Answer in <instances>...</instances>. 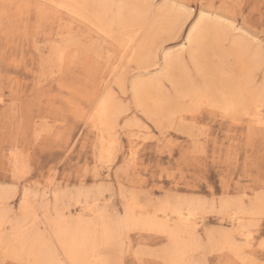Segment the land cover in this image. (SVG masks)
Here are the masks:
<instances>
[{"label":"rangeland","instance_id":"1","mask_svg":"<svg viewBox=\"0 0 264 264\" xmlns=\"http://www.w3.org/2000/svg\"><path fill=\"white\" fill-rule=\"evenodd\" d=\"M144 1L150 3L152 12L166 7L173 10L178 25L186 22L184 32L173 40L158 34L151 50L155 59L146 65L121 59L120 38L118 42L114 39L121 34L118 28L102 35L88 22L51 9L45 0H0V215H4L0 264H35L27 251H21L18 260L12 257L19 249L15 246L13 252L11 248L18 227L25 233L44 235L67 264L51 232L60 215L72 221L102 217L115 222L133 203L160 208L183 200L200 204L196 243L187 262L264 264V124L253 126L251 116L243 111L228 116L191 95L177 93L167 79L162 83L165 98L160 97L167 111L149 118L134 100L132 89L136 82L160 74L165 55L174 57L183 51L187 56V32L202 14L220 19L228 28V38L244 33L254 48L264 52V0ZM185 13L192 18L184 20ZM148 14L149 25L156 17ZM213 43L209 38L202 47L203 74L186 59L188 70L178 76L184 90L204 91L207 82L216 86L242 76L234 65L229 41L217 43L221 48ZM256 77L260 83L263 74ZM213 92L217 94V88ZM109 94L121 113L112 131L110 151L104 156L90 117L98 100ZM262 115L264 123V106ZM224 202L231 203L230 210H219ZM252 205L259 208L251 214L257 216L241 213ZM233 212L242 215L245 230L251 234L248 244L234 234L244 249L239 258L222 242L223 233H234ZM126 235L118 251L100 247L103 264H163L170 247L167 236L138 231Z\"/></svg>","mask_w":264,"mask_h":264},{"label":"bare ground","instance_id":"2","mask_svg":"<svg viewBox=\"0 0 264 264\" xmlns=\"http://www.w3.org/2000/svg\"><path fill=\"white\" fill-rule=\"evenodd\" d=\"M45 2L51 5V9L53 6L59 9L61 12L62 11L67 12V14L68 15L70 14L71 17L73 16L85 22H88V24H90L91 27L96 29L98 32H101L102 35L103 34L108 35L110 33L113 34L114 29L118 28L121 34L119 37H116L115 35L114 39L118 42V39L120 38L121 42L119 41V46L121 48V53H122L121 59H125L128 63H130L132 60L134 61L136 60V62H138L141 65L149 64L151 61H153V59H155L154 54L151 50L154 49L152 48V46L154 44V40L157 39L158 34L159 35L166 34L167 36H170L171 40H173L176 38L178 34L180 33L182 34L184 30L186 29V24H185L186 22H183L182 24H179V25L177 24V20H176L177 17L174 14L173 10L163 7L157 10L156 13L152 12L150 8V3L144 0H45ZM148 12H151L152 14L154 13L156 17L153 23L149 25L146 21V16ZM191 15H192L191 13L186 14V19L184 20L188 21L190 18H192ZM152 18H154L153 15H152ZM179 19L181 20V18ZM77 21L79 22V20ZM195 21L196 22L189 28L187 32V36H186V48L188 49L186 52L187 56H185L183 51L174 57L165 55L163 58L164 60L163 65L160 69V74L158 76L152 77L147 81L136 82L133 85L132 89H133L134 100L136 101L138 106L143 108V112L149 118H153V117L156 118L158 112L160 113V112L167 111L166 107H164L161 103L162 102L161 96L165 98V94L162 93L164 89V86L162 85V83L164 79H167L175 86V91L177 93H181V94L186 93L188 95H191L196 99L197 102H200L203 104L205 103L207 104V106L211 105L214 108L216 107L220 109V111L221 110L224 111V113L227 114L228 116L229 115L235 116V114L241 113L243 111L245 114H249V116H251L250 121L251 123H253L252 124L253 126L262 127L264 124L263 115H262V107L264 106V52L263 50L260 47L254 48L252 45V42L244 33H239V34H234V35L230 34V37L228 38L229 36L228 35L229 33H227L228 28L225 27V24L220 19L215 18L214 20H212L211 18L202 14L200 15L199 19L198 20L196 19ZM111 36L112 35H110V37ZM209 38H212L213 42L216 43V44L213 43V46L214 45L219 46V44L217 43L222 44V42L224 41L226 42L229 41V43L227 44H230L229 49L231 51V56L233 55L237 62L234 65L237 64V68H238L237 71H239V73L242 76L240 78H237L238 80H236L235 77H233L234 78L233 80L232 78L231 79L228 78L227 80L221 82L220 85H218L219 84L218 82V84L216 85L217 87L215 86L214 83L209 84L207 82L204 84V91L193 90V89L186 91L181 85V81L178 76L179 74L180 75L185 74L186 73L185 71L188 70L186 59H188L191 62V64H193L194 68L199 73L201 74L204 73L203 72L204 64L202 65L200 61L202 60L201 55L205 53V51L204 52H201V51H203L202 47L205 41L207 39L209 40ZM89 46L90 45H88V47ZM206 49L208 48H205V50ZM61 51L63 52V50ZM64 53H65V50H64ZM215 54H216V57L219 55L218 53H215ZM227 55L229 54L227 53ZM204 56H207V54L206 55L204 54ZM216 57L214 56V58ZM74 59H76V57ZM223 59L226 60L225 58ZM59 60H60V57H59ZM219 63L220 62L218 61V65L220 66ZM229 63L227 61V66ZM205 64L207 63L205 62ZM219 68H221V66ZM234 68L236 69V67ZM211 69L213 68L211 67ZM219 70H222V68ZM219 72L220 71H218V73ZM221 72L224 73L223 70ZM260 72L261 74H263V78L260 83H257L256 78L258 76L256 77V75L260 74ZM210 74H211V71H210ZM214 75L216 74L214 73ZM213 78L215 80V76ZM187 79H189V77ZM190 81H193V80L191 79ZM212 88L213 89L217 88V91H218L217 94H213L214 92ZM209 94H211L210 97L207 96ZM169 107L174 108L172 105ZM187 112L189 113V111ZM120 113H121L120 108L116 105L113 96L109 94L98 100L96 107L94 108L93 114L90 117L91 121L93 122V126L95 130L97 131L96 136H97L98 142L100 143V146H102L101 149L103 151L102 150L101 151L104 153V156L110 151V148L113 142L112 140H114L112 136V131L114 130V128H116L115 125L117 126L116 123L118 121V116ZM182 116L180 115V117ZM228 116H225V117H228ZM103 153H101V155ZM109 155H112V154L110 153ZM135 155L136 153L134 151V147H132L131 148V159L132 160H134ZM183 201L177 202L174 205L173 203H171L172 205H170L169 203H164L163 201L164 204H162L160 208H154V206L149 207L146 204L145 206L147 207H144V206L138 205L137 203H133L127 206L124 217L121 220H117V221L114 220L115 222L106 220L105 218H102V217L99 218L98 216L97 217L99 221L97 219L96 220H93V219L85 220L81 217L77 218L76 221H72V220L65 219L63 215H60L59 220L57 222H54L51 226L52 236L58 242V245L64 257L66 261L68 262V263L65 262L67 264H100L102 263L101 261L102 259L99 256L100 255L99 249L101 246H102L101 248H103V246H108V248L112 247L113 250L114 249L117 250L119 247L120 241H121V237L128 233L135 232V231H138L140 233L146 232V233L162 234L163 236H167L169 238L170 247L167 248V250L165 251V255L163 258V262H162L163 264H188V263L190 264V262H187L186 258H187L188 252L191 251L192 247L196 243V239H194V237L196 235L195 228L198 225L197 215H198V211L200 210V204L199 202L197 203L192 200L184 201V202ZM229 201L231 200L229 199ZM212 202H209V203H212ZM225 202L224 204L220 205L221 209L219 210L228 211L229 209L228 206L231 203L228 205ZM93 207L97 208V206H93ZM211 207L210 209L213 208ZM237 207L236 209L234 208V210L237 211ZM239 207H242V206L239 205ZM202 208L203 207H201V209ZM256 209H259V208L258 207L256 208V205H252V207L247 210L243 209L241 213L243 215L245 214L251 215L255 213L254 211ZM96 210L95 212L97 213ZM214 212H215V209H214ZM257 214H259V212ZM110 216H113V215L110 214ZM240 216H237L236 213L231 215V218H230L231 219V229H233L234 233H223L222 232L224 234L223 239H222L224 247H226L227 250L229 249L234 254V256H237L238 258L240 257V254L243 253L242 251L243 246L237 243L235 235L237 234L239 238L244 239L245 244H248L251 238L250 232H246L245 230V225L242 222V215L240 214ZM253 216H257V215H253ZM2 217L4 218L3 214L0 215V226H2V223H3ZM113 218H115V216ZM172 220H174L173 224H171ZM12 238H13V241H12L13 244L11 246L12 251L14 252L13 249L15 246L19 248L18 253H14L13 255L11 254L14 259L17 258L18 260V257H19L18 254L21 251H25V252L27 251L28 254L31 257H33L35 264H63L61 262V259L59 258L57 250L54 249L53 246L44 239V235L31 234L30 231L25 233L22 230H20V228L18 227V229L13 232ZM186 238L188 240H186ZM208 243H209V240H208ZM208 243L206 244L208 245ZM122 244L124 243L122 242ZM123 246L125 245H122V247ZM122 247H120L119 249H121ZM124 248L125 247H123L122 249ZM105 249L107 250V248ZM197 250H199V248ZM146 253H148V250ZM113 254H114V251H113ZM123 254L124 253H122V255ZM144 257L147 258L146 256ZM243 259L244 258H242V260ZM113 260L114 262H116L115 259ZM25 263L26 262H24V264ZM122 263H123V260H122Z\"/></svg>","mask_w":264,"mask_h":264}]
</instances>
